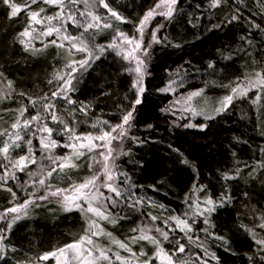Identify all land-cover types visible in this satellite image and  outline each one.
I'll use <instances>...</instances> for the list:
<instances>
[{
	"label": "trees",
	"instance_id": "obj_1",
	"mask_svg": "<svg viewBox=\"0 0 264 264\" xmlns=\"http://www.w3.org/2000/svg\"><path fill=\"white\" fill-rule=\"evenodd\" d=\"M150 1L142 0V4L133 15H139L142 8H148ZM14 2L22 6L25 0H14ZM249 2L250 0H242V5ZM44 7L46 9L49 6ZM176 7L177 13L164 29L160 43H154L148 56L144 57L150 76H145L147 88L142 96V103L137 106L136 119L129 136L134 135L147 142L137 144L131 139H125L112 143L113 148L119 145L124 152L129 153L120 154L116 159L117 175L120 172L127 173L131 177V183L137 187L120 185L125 197L131 194V200L120 199L119 205L110 210L127 214L128 218L119 219L115 225L109 224L110 232L113 238L124 241L137 234L131 229L145 225L152 227L153 234L159 237V233L154 231L159 227L169 233L170 239H178L185 244V253L181 255L189 261V264H199L197 256L204 257L208 264H252L249 257L256 255L257 246L252 237L239 225L243 223L252 227L255 223L252 210L255 209L257 214L264 212V145H262L264 134L261 131L264 127L262 120L264 108L261 107L264 106V93H259L261 99L256 104L247 97L234 99L227 113L212 120H205L203 115L191 118V114L183 110L185 107L183 99L190 92L202 89L203 96L197 97L194 103L198 109L211 112L214 107L212 103L224 97L215 96V93L223 91L228 95L238 78L243 83L242 76L247 70L258 68V65L253 64L254 60H264V48L261 47L264 36L253 30L251 37L253 45H247L241 40V36L247 33L246 24L233 23L221 28H212L213 24L220 23L229 13L222 9H210L209 0H180ZM30 10H38V5L33 4L31 9H25L17 17L9 19L7 6H0V71L14 82L17 92L26 91L34 98H38L55 87V81L52 85L48 83L54 73L68 70L63 67L60 49L44 48L40 39L32 41L37 49H42L40 52L24 51L17 37L28 23L27 13ZM255 19L261 22L259 16ZM34 27L39 30L42 26L34 25ZM67 28L72 34L78 35L82 32V29L71 24ZM83 35L86 37L87 34L83 33ZM243 48H247L251 54H245ZM229 54L232 55V59L225 58ZM31 55L36 58H32ZM185 58L195 65L200 63L206 66V71L199 73L200 71L196 69H190L185 72L184 75L192 79L176 94L162 91L166 83L165 70L180 66ZM210 63L214 67H209ZM56 67L60 69L57 70ZM93 68L80 79V85L75 91L76 98L98 112L117 114L119 121L122 110L129 104L128 99L133 96V91L129 87L131 76L126 75L127 72L122 64L116 60L103 58ZM222 84L226 87H221ZM257 94L256 90L249 91L248 97H255ZM55 103H58L57 99ZM21 104L28 106L25 117L37 113L38 109L33 108L26 99L20 101L18 98L0 102V109L15 110ZM57 109L58 115H62L66 121H72L58 106ZM17 115L15 111L0 112V132L6 129L11 131L10 125ZM41 115L46 114L41 111ZM187 123L207 125V127L201 130L199 127L179 126ZM74 124L75 122L70 126L74 128ZM149 124L153 125L151 129L147 128ZM49 126L62 127L50 122ZM54 137L61 144L70 143L64 135L54 134ZM4 139L6 137H0V140ZM97 142L101 143L99 141L95 143ZM33 144L38 146V140L33 138ZM71 151L70 148L58 146L53 150V155H68ZM84 151L85 155L76 160L80 167L66 169L64 172L66 176L72 175L80 180L81 176L86 174L91 177L95 166L100 167L92 158L96 157L102 161L98 153L105 150L97 148L91 152ZM36 159L37 164L30 165L25 172L16 173L19 178L17 184L13 179H8L7 184L0 181V214L27 200V193L30 190L33 189L36 195L43 194L47 190L38 184L39 177L33 180L27 175L29 170L36 171L41 166L51 165V161L42 158L39 152L36 153ZM185 160L188 163H184ZM0 163L7 162L0 159ZM90 164L93 165L91 169ZM236 168L241 169L240 178L229 181L221 178V173L231 174ZM253 169L255 171L252 176L257 172H260L261 176L259 178L254 176V180L248 181V173ZM3 172V167H0V175ZM57 174L62 173H54L53 178ZM123 179V176H119V181ZM194 185L203 186L205 190L193 191ZM152 186L158 190H153ZM225 187L233 199L211 215L215 227L210 231L224 236L227 239L226 244L201 230L208 227L203 223L202 217L196 218L193 232L188 233L192 236L191 241L188 240L185 232L180 230L182 226H178L174 219V224L156 215H154L157 217L155 222L150 220L151 212L148 208L150 205L147 203L149 200L163 205L174 213V217L186 219L191 224L192 210L186 198L191 197L195 200L197 197H204L206 193L215 198L224 191ZM6 188H11L12 191H7ZM101 191L106 196L115 198L114 193H109L104 188H101ZM12 192L16 193L15 198ZM245 193L248 195L245 196ZM141 198L144 201L142 207L137 206L136 210L126 207L127 203ZM84 224L85 217L79 210L59 212L54 207L32 208L27 217L13 225L5 243L31 256L33 258L31 264H36L38 256L57 252L58 249L77 241L80 238L78 233ZM4 226V222L0 221V227ZM256 231L264 234L262 229ZM200 244L214 253L216 259L206 256L202 248L197 246ZM164 246L170 247L167 242ZM111 248L113 251H118L121 256H128V253L119 250L118 247ZM138 249L139 245L136 246V250ZM146 249L154 251L152 245H147ZM44 263L45 260L39 261V264ZM0 264H16V261L8 256L7 261ZM115 264L120 262L116 261Z\"/></svg>",
	"mask_w": 264,
	"mask_h": 264
},
{
	"label": "snow or ice",
	"instance_id": "obj_2",
	"mask_svg": "<svg viewBox=\"0 0 264 264\" xmlns=\"http://www.w3.org/2000/svg\"><path fill=\"white\" fill-rule=\"evenodd\" d=\"M179 2L180 0H156V3L143 14L135 25L136 32L139 34L138 37L136 35L129 36L119 29H114L115 35L107 45H96L94 43L96 35L104 29H113L114 27L109 17L121 23L130 22L127 17L123 16L119 10L111 5V0H91V2L90 0H25L22 6L15 3L14 0H0V6H7L9 19L17 17L25 9H31V5L33 4L38 5V10L28 11V23L24 30L18 33L17 39L23 46L24 51L30 53L40 52L42 49L35 48L32 41L40 37L55 36V39H51L47 43L41 40L44 48L52 45L59 49H65L66 42L68 45L66 54L69 57L63 66L68 71L59 70L54 73L48 83L52 85L53 81H55V87L49 93H45L38 98H34L32 94L26 91L17 92L14 82L9 80L0 71V102L16 100L17 98L20 101L26 99L33 108L38 109L35 115L30 114L27 117H25V113L28 112V106L25 104H21L15 110L11 108L0 109V112L15 111L18 113L10 125L12 130L8 131L6 129L0 132V137H6V139L0 140V159L7 162L0 163V167L4 169L3 174L0 175V181L7 184L8 179H19L16 173L25 172L26 169L30 168V165L37 164L36 153L39 152L42 158H47L51 161V165L41 166L36 171L29 170L27 175L33 180L39 177L38 184L40 186L52 189L53 186L48 181L52 178L53 173H64L66 169L80 167L76 163V160L85 155L84 150L87 152H91L97 148L105 150L98 153L102 157V161L96 157L92 158L94 163L101 165V167L96 169L93 175L82 183L56 187L54 191H48L46 194L40 195L35 199L24 200L23 203L17 204L0 214V221H3L5 224L4 227H0V262L7 261L9 252L15 253L17 251L14 246L4 243L13 225L17 221L27 217L32 208L42 207L39 201L49 200V196H51L57 198L56 203L60 204L65 212L79 210L85 217L87 224L84 234L77 241L58 249L59 256L64 258V264H115L116 261H119L120 264H189V261L181 255L185 253V244L181 243L178 239H170L169 233L159 227L154 229L155 233H159V237L153 234V228L145 225L131 229L133 233L137 234L131 236L128 240L122 241L113 238L112 233L107 232L100 225V221H107L115 225L119 222V219L128 218L127 214L115 213L110 208L117 207L120 199L131 200V194L125 197L120 185L128 184L130 187H137L131 183V177L127 173L120 172L117 175L116 159H118L120 154L127 155L129 153L124 152L119 145L117 148H113V141L120 142L125 139H131L137 144L147 142L137 136H129V131L134 126L136 119L137 106L142 103V96L145 91L143 79L147 71L146 61L133 54L141 52L142 56H148V48L151 47V43L148 45H144L143 43L146 28L156 16H163L168 21L173 20L177 13L176 6ZM78 3H83L85 10H80L76 7ZM45 5L55 8V13L45 15ZM97 7L105 9L106 14H97L95 11ZM209 8L222 9L229 13L220 23L213 24L212 28H221L233 23L246 24L247 33L241 36V40L247 45H253L251 38L253 30L264 36V0H250L246 5H242V0H209ZM257 16L260 17L261 22L255 19ZM54 21L56 23H53ZM69 24L82 29L81 34L69 33L67 30ZM34 25H42V27L37 30ZM164 26L163 24L159 25V27ZM157 31H159V28L154 29L150 33L151 40L154 43H160V39L156 35ZM83 33H88V36L85 37ZM125 45L129 47H125ZM261 47L264 48V38L261 40ZM109 49L114 51L116 56H120L124 60L135 59V67L128 69V71L136 74L132 85V88L135 89V94L131 97L129 104L122 110L119 123L109 124L108 121H103V124L107 127L106 129H102L99 134L87 133L80 135L70 126L74 121H66L62 115L57 114L58 109L55 99L65 101L66 105H76L78 101L69 95V93L77 90L74 81L79 83V77L76 76V73L80 70H86ZM242 50L245 54H251L247 48H243ZM77 53H84L85 55L82 59H76L75 55ZM225 58L232 59V55L229 54ZM253 64L258 65V68L247 70L243 83L238 78L234 82V86L231 87L230 93L220 99L211 112L198 109L194 103L197 97L203 96L202 89L190 92L184 97L183 103L185 107L183 110L190 113L193 119L197 115H203L205 120H212L216 116L227 113L234 99L247 97L253 104H256L261 99L259 93H264V60H254ZM209 67H214V65L210 63ZM220 86L226 87L223 84ZM253 90H256L258 94L255 97H248V92ZM261 107L264 108V106ZM88 108L89 105L79 102L78 111L80 113L86 115ZM41 111L46 115H41ZM69 114L74 115V110L69 109ZM262 120H264V114H262ZM49 122L61 125L62 127L53 128L49 126ZM33 126H35L34 130ZM179 126L184 128L199 127L201 130L207 127V125H194L192 123ZM92 127L95 128L97 125L93 124ZM152 127L153 125L151 124L147 125L148 129ZM261 131L264 134V127H262ZM54 134L55 136H66L70 143L61 144L54 137ZM33 138L38 140V146L33 144ZM96 141L101 143H95ZM58 146L70 148L72 151L68 155H53V150ZM17 149L20 151L17 152ZM173 151H177V149H173ZM233 155H235V152H233ZM183 162L188 163L186 160ZM92 167L93 165L90 164L89 168L91 169ZM254 171L255 169L250 171L248 175L252 176ZM240 172V168H236L231 174L223 172L221 173V178L225 181L237 179L240 178ZM119 176L124 177L123 181H119ZM101 177L104 179L101 180ZM160 183H164V181H160ZM152 187L153 190H158L155 186ZM101 188L106 189L109 193H114L115 198L113 196H106L101 191ZM5 190L12 191L11 188H6ZM204 190L203 186H193V191ZM12 195L15 198L16 193L12 192ZM31 195L35 196V193ZM247 195L245 193V196ZM232 199L233 197L230 196L226 187L215 198L207 193L204 197H197L195 200L188 197L186 198V202L189 203V207L192 210L190 218L193 222L190 224L188 220L177 217H172V219L176 221L178 226H182L180 230L185 232L188 240L191 241L192 236L188 235V233L193 232L194 225L197 222L196 218L202 217L203 223L208 225V227L201 230L208 233L215 240L226 244L227 239L224 236L210 231V229L215 227L211 221V215L218 208H222L230 203ZM149 203L154 204L153 201H149ZM143 204L142 198L135 199L131 203H127L126 207L136 210L137 206L142 207ZM159 207L164 206L159 205ZM9 213L13 215L10 216ZM252 216L255 221L252 227L243 223L239 227L252 237L257 246L256 255L249 257V260L252 261V264H264V234L256 231V229L264 230V212L257 214L256 210L253 209ZM149 217L153 222L157 220V217L154 215L149 214ZM100 236L109 237L110 243L115 244L119 249L128 253V256H121L118 251H113L111 247L101 245L98 240ZM165 242L170 247L165 248ZM133 244H138L139 249L134 250ZM147 245H152L154 251L151 253L145 251ZM197 246L202 248L206 256L216 259L215 254L211 253L209 249L204 248L202 244ZM50 256L56 257L57 253L51 252L38 256L36 264H39V261L48 260ZM57 258L59 264V257ZM196 259L199 261V264H208V261L202 256H197ZM16 264H31V261H16Z\"/></svg>",
	"mask_w": 264,
	"mask_h": 264
},
{
	"label": "rangeland",
	"instance_id": "obj_3",
	"mask_svg": "<svg viewBox=\"0 0 264 264\" xmlns=\"http://www.w3.org/2000/svg\"><path fill=\"white\" fill-rule=\"evenodd\" d=\"M90 2H91V0H90ZM150 2H148V4H149L148 5V9L156 3V0H153L152 3H150ZM141 4H142V0L141 1H139V0H111V5L114 8H116L117 10H119L123 16L127 17L129 19L130 23H121L119 21H115L114 18L109 17V19L113 23V26H114L113 29H104L103 31L99 32L96 35V39H95L94 43L96 45H107L112 40V37L115 35L114 29H119L120 31L125 32L129 36L136 35L138 37L139 34L136 32L135 23H133V21L130 18L131 17L133 18V12L135 10H137V8L140 7ZM76 7H78L80 10H85V6H84L83 3H78L76 5ZM148 9H147V11H148ZM55 11H56L55 8L48 7V8H46L45 15L54 14ZM95 11L97 12V14H106V10L103 9L102 7L95 8ZM159 17H161V16H156L154 19H152L150 24H149V26L146 28L145 34H144V38H143L144 45H148L149 43H151V45H154V42H152V40H151L150 33L154 29H156V26H157L156 23H157V21H159ZM53 23H56V22L54 21ZM131 23H133L134 26H131ZM67 30H68V28H67ZM68 32H69V30H68ZM86 34H87L86 35V37H87L88 33H86ZM156 35L160 39L159 31H157ZM38 39L44 40V42L47 43L49 40L55 39V36H51V37H47V38L40 37ZM42 45H44V44H42ZM67 47H68V45L65 42V49H60V51L62 52V56H63V58H62L63 66L65 65V63L69 59V57L66 54V48ZM125 47H129V46L125 45ZM47 48L48 49L49 48L57 49V47L52 46V45H49V47H47ZM150 50L151 49L148 48V54H149ZM84 55H85L84 53H77L75 55V58L76 59H82L84 57ZM133 55L136 56L135 53ZM137 57H140V58L144 59V56H142L141 52H140V55L137 56ZM103 58H105V60L111 59V60L119 61L122 64L125 72H127V74H129L133 78L132 80H135L136 74L134 72L128 71V69L135 67V59L130 58L129 60H124V59H122V57L116 56L115 52L112 51L111 49L105 51L100 56V59L95 60V62L92 63L91 66L88 67L86 70L78 71L76 73V76L79 77V80L82 79V77L87 72H89L97 64L98 61H100ZM74 84H75L76 89H77V87H79V85H80V81H79V83H76V81H74ZM143 85H144V80H143ZM130 88L133 90V95H134L135 94V89L132 88V87H130ZM69 95L74 100L78 101V103L76 105H66L65 101H63L61 99H57L58 103H56V105L58 106V108L61 111H63L64 113H67V117H69L70 120L75 122L74 129H75V131L78 134H80V135L87 134V133L99 134L102 129H106V127H107L106 125L103 124V121H108L109 124L118 123L117 122V120H118L117 119V116H118L117 114L108 113V112H98L94 108H92L90 105H89V108H88V111H87L86 115L84 113H80L78 111L79 102H82V101H79L76 98L75 92L69 93ZM129 102H130V99H128V103ZM83 104H87V103H83ZM69 109L74 110V115H70L69 114ZM93 124H96L97 127H95V128L92 127ZM29 136H30V134H29ZM16 151L19 152L20 150L17 149ZM13 155H15V153H13ZM100 167H101V165H100ZM53 177H54V173H53V176H52V180H49V183L50 182L52 183L51 184L53 186L52 189H47L45 191V193L40 194V195H44L48 191H54L56 187H65V186H70L72 184H80L85 179H87L86 177L89 178L90 176L88 174H86V176L83 175V176H81V179L79 180L75 176L70 175L68 177V176H66V174L62 173V174H57V176H55V178H53ZM54 179H56V180H54ZM103 179L104 178L101 177V180H103ZM14 183L17 184L18 180H14ZM18 185L20 187V184H18ZM32 193H34L33 189L30 190L27 193L28 199H35L36 197L40 196V195H36V194H35V196H32L31 195ZM56 199H57L56 197L49 196V200L39 201V203L42 205V207H45V208L54 207V209H56L57 211L63 212L64 210H63L62 206L60 204L56 203ZM81 203H82V201H81ZM147 203H148V205H150V206H148V208H149V210L151 212V215H156L157 217L160 216V218H164L167 222H169L171 224H174L173 219H172V217H174V213L173 212L169 211L166 207H159L160 204H158V203H154V204H150L149 202H147ZM118 205H119V203H118ZM38 208H40V207H37V208H34V209H38ZM9 215L11 216L13 214L9 213ZM109 224H111V223L108 222V224H107V221H100V225L107 232H110ZM86 227H87V224H86V219H85V224L83 225V228L78 233L80 236H82L84 234V229ZM107 228H108V230H107ZM98 240H99V243L101 245H107L109 247H117L115 244L110 243V238L107 237V236H100L98 238ZM4 243H5V241H4ZM142 243H146V242H142ZM8 245L13 246L11 244H8ZM137 245L138 244H133L132 245L134 250H136V246ZM119 250H121V249H119ZM145 251L151 253V251H149V249L145 248ZM56 253H57L56 257L50 256L48 260H45L44 264H58V258L57 257H59V264H64V258L62 256H59L58 251ZM8 256L12 260L14 259L15 261H31V262L33 261V258L31 256H29L26 253L20 251L19 249H17V251L15 253L9 252Z\"/></svg>",
	"mask_w": 264,
	"mask_h": 264
},
{
	"label": "bare ground",
	"instance_id": "obj_4",
	"mask_svg": "<svg viewBox=\"0 0 264 264\" xmlns=\"http://www.w3.org/2000/svg\"><path fill=\"white\" fill-rule=\"evenodd\" d=\"M147 9L148 8H142V10L140 11V13H139V15H133V18L131 17L130 19L133 21V23H135V25L138 23V21H139V19L143 16V14L147 11ZM133 23H131V26L133 25ZM169 23H170V21H168V20H166L163 16H161V17H159V21H157V23H156V28H158L159 27V25H161V24H163V25H165L164 27H159V34H160V37H161V35L163 34V32H164V29H166L167 27H168V25H169ZM149 41V40H148ZM153 46L154 45H151V47H150V49H152L153 48ZM35 48H37V47H35ZM135 55L136 56H139L140 55V52H136L135 53ZM31 57L33 58V57H35V56H33V55H31ZM36 58V57H35ZM204 66V65H203ZM200 63H197V65H195L193 62H191L189 59H187V58H185L184 59V61L181 63V65L180 66H175V67H172V68H167L166 70H165V76H166V78H165V81H166V83H165V85H164V87L162 88V91H164V92H170V93H177V92H179V91H181V89H183V88H185L186 86H187V83H188V81H190L192 78L190 77V76H188V75H184V73L185 72H187V71H190V69H196V70H198V72L199 73H201V72H203V71H206V69H207V67L206 66H204L203 67ZM56 69L57 70H59L60 69V67L58 68V67H56ZM92 69H94V68H92ZM91 69V70H92ZM245 74V73H244ZM126 75H128V76H130L129 74H127L126 73ZM146 77H148V76H150V70H147L146 71V75H145ZM243 78L245 77V75L244 76H242ZM133 78L131 77L130 78V81H129V83H130V85H129V87H132V85H133V83H134V80H132ZM144 85H143V87L145 88V90H146V88H147V86H146V84H145V77H144ZM80 82H81V80H79ZM182 85V86H181ZM133 91V90H132ZM145 92V91H144ZM144 94V93H143ZM215 96H225L226 95V93L225 92H223V91H218L217 93H215L214 94ZM223 97H221V99H222ZM179 100V99H178ZM220 100V99H219ZM219 100H217V101H214L213 103H212V105L213 106H215L216 104H217V102L219 101ZM30 108H32L31 106H30ZM118 123L120 122V120L119 121H117ZM264 142V141H263ZM262 145H264V143H262ZM95 170L96 169H98V167L97 166H95V168H94ZM254 176H256L257 178H259L260 176H261V173L260 172H257L256 173V175H254ZM254 176H247V180L248 181H252V180H254L253 178H254ZM261 181H263V180H261Z\"/></svg>",
	"mask_w": 264,
	"mask_h": 264
}]
</instances>
